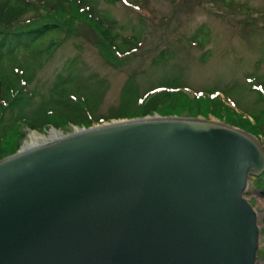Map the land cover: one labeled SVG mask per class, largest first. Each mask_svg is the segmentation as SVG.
I'll return each mask as SVG.
<instances>
[{
  "label": "water",
  "instance_id": "1",
  "mask_svg": "<svg viewBox=\"0 0 264 264\" xmlns=\"http://www.w3.org/2000/svg\"><path fill=\"white\" fill-rule=\"evenodd\" d=\"M263 173L254 135L200 117L75 128L0 160V264H262Z\"/></svg>",
  "mask_w": 264,
  "mask_h": 264
},
{
  "label": "rangeland",
  "instance_id": "2",
  "mask_svg": "<svg viewBox=\"0 0 264 264\" xmlns=\"http://www.w3.org/2000/svg\"><path fill=\"white\" fill-rule=\"evenodd\" d=\"M91 2L96 6L101 18L108 16L110 20L117 21L115 28L118 34L117 44L122 45L125 38H136L133 42L136 52L123 61L115 57H107L110 51L103 52L102 47L99 46L101 37L94 22H89L79 15L59 13L56 21L70 30L72 36L64 40L45 64L37 69L35 80L29 84V88H36L41 93L46 92L64 63L69 59L77 58L83 77L95 75L97 79H107L110 84L99 109L95 112L96 118L100 115H112L119 110L122 105L123 86L132 73L138 77L140 93L158 85L164 78L180 76L185 86L182 89L184 92L194 96L195 93L203 90L222 91L220 97L223 99L226 96L238 113L221 107L220 115L206 113L204 110L195 117L243 129L228 121L229 118L239 119L238 121L241 122V114L260 116L264 130V101L259 99L260 94L252 88L251 82V78L253 81L257 77L264 81V0H117L115 2L91 0ZM47 11L44 7L39 8L41 14H47ZM200 27H204L209 32L207 43L204 41L205 46H199V41L190 42ZM162 50L171 51L174 56L168 63L162 61L154 63L156 56ZM235 85L238 89L235 93L227 91ZM161 113L163 112L154 115L194 117L189 106L184 109L182 115ZM139 117H113L103 123ZM243 117L255 123L253 117L245 115ZM76 126L55 128L68 134L73 132ZM53 127L51 126L50 129ZM77 127L88 128V126ZM50 129H46L43 133ZM28 131L29 129L27 133ZM247 132L264 145L262 134ZM27 133L24 138L27 137ZM23 139L19 141L20 147ZM259 189L262 188H259L256 180L252 179L247 197L258 212L259 226L262 229L264 194H261ZM261 240L260 249H264L263 234ZM260 262L264 264V261Z\"/></svg>",
  "mask_w": 264,
  "mask_h": 264
},
{
  "label": "trees",
  "instance_id": "3",
  "mask_svg": "<svg viewBox=\"0 0 264 264\" xmlns=\"http://www.w3.org/2000/svg\"><path fill=\"white\" fill-rule=\"evenodd\" d=\"M40 7L48 10L47 14L39 13ZM59 13L79 15L94 22L101 37L99 46L103 52L110 51L107 57L123 61L136 52L133 45L136 38H125L122 45L117 44V21L110 20L108 16L101 18L91 0H0V159L19 149V141L26 136L28 129L44 132L51 126L90 127L95 122L113 117H144L157 112L165 113L162 115H182L188 106L194 117L204 110L220 115L221 107L237 113L219 95L211 96L214 91L203 90L202 96L184 92L182 89L185 86L180 76L164 78L158 85L140 93L138 77L132 73L123 86L119 110L112 115L95 118V112L110 84L107 79H97L95 75L83 77L77 58L64 63L46 92L29 88V84L35 80L37 69L45 64L64 40L72 36L70 30L56 21ZM28 14L31 15L24 18ZM208 39L209 32L200 27L190 42L199 41V46H205ZM121 53L124 55L120 56ZM173 56V52L162 50L154 63H168ZM252 83L255 85L252 88L260 94L259 99L264 101V81L257 77ZM258 86H261V90ZM236 90V85L227 89L230 93ZM244 115H240L241 122L234 118L228 121L263 137L260 116L251 115L255 119V123H252ZM252 179L256 180L259 188L264 189V174ZM259 259L264 260V249L259 250Z\"/></svg>",
  "mask_w": 264,
  "mask_h": 264
},
{
  "label": "bare ground",
  "instance_id": "4",
  "mask_svg": "<svg viewBox=\"0 0 264 264\" xmlns=\"http://www.w3.org/2000/svg\"><path fill=\"white\" fill-rule=\"evenodd\" d=\"M113 122H116V121H113ZM62 134L64 133H62L61 130L58 131L54 127L46 133L40 132L38 130H29L27 133V137L23 139L20 148L22 150H26L38 144L47 143L48 141H51L61 136Z\"/></svg>",
  "mask_w": 264,
  "mask_h": 264
}]
</instances>
